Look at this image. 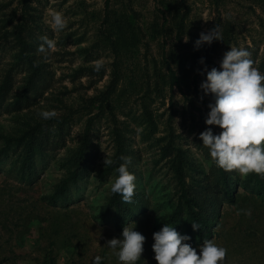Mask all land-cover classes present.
Returning a JSON list of instances; mask_svg holds the SVG:
<instances>
[{"label":"rangeland","instance_id":"1","mask_svg":"<svg viewBox=\"0 0 264 264\" xmlns=\"http://www.w3.org/2000/svg\"><path fill=\"white\" fill-rule=\"evenodd\" d=\"M19 1L15 0V4ZM105 1L30 0L38 14L36 26L55 42V48L44 61L48 64L46 82L37 84L36 93H27L33 97L31 106L20 113H2L0 134L11 136L19 129H26L30 122L47 121L40 115L46 110H54L56 117H65L63 121L67 130L63 135L57 132L55 136L59 122L53 126L47 145L50 155L38 163L40 176L33 185L24 186L18 182L16 173L6 172L11 165L9 160L2 164L5 172L0 174V264H43L47 256L51 261L48 264H94L96 257H100L104 264H119L106 244L121 238L123 232L116 228L113 212L106 210V197L118 179L117 173L105 164V159L112 161L115 153L116 125L125 134L127 153L124 159L131 162L128 172L133 176L137 174L134 183L135 189L140 191V201L133 197L132 204L149 205L144 209L148 217H140L130 226L146 236L145 251L137 264H158L152 249L153 233L166 224L162 220L167 219L168 212L174 209L180 196L178 151H185L186 181L193 188L206 186L211 189L218 181V167L200 138V133L208 127L217 134L221 131L219 126L205 123L210 111L208 105L214 101L200 87L206 79L203 70L205 67L208 70L218 68L224 53L231 47H237L247 49L253 66L264 73V0L173 1V4H179L180 15L187 12L181 33L185 51L195 47L201 32L215 26L223 38L213 41L208 57L205 52L211 45L205 43L199 49L195 47L204 63L200 59L197 65L192 63L191 57L185 58V65L191 64L194 68L183 80V89L170 86L163 61L165 53L181 48L177 24L167 30L166 37L161 33L163 19L160 7H165L156 0H112L114 8L132 15L140 28L141 40L129 50H133L131 56L123 57L117 95L122 107L117 111V121L111 117L108 119L107 115L98 116V105L92 107L90 114L85 100L107 88L116 60L112 49L104 48L100 43ZM54 13L65 18L63 30L53 28ZM6 51L2 54L1 67L15 63L12 53ZM38 54L44 53L38 51ZM97 63L103 65L99 71L95 70ZM19 67L15 64L12 71L14 81L10 97L25 92L26 71ZM77 70L82 72L77 73ZM2 76L4 72L0 70V78ZM92 116L98 117L94 120L93 146L82 177L72 186L69 201L48 205V201L41 197L52 192L53 185L62 174V164L80 143L87 120ZM3 145L0 142V148ZM229 173L247 176L237 171ZM237 190L244 192L241 187ZM67 208L74 210L71 214L72 228L76 235L73 237L65 232L56 234V224L52 223V218L58 216L56 211L64 212ZM256 211L257 215L264 216V204ZM100 218L105 221L100 223ZM260 258L261 255H254L249 261L242 259L241 255H234L225 264H264V256Z\"/></svg>","mask_w":264,"mask_h":264},{"label":"trees","instance_id":"2","mask_svg":"<svg viewBox=\"0 0 264 264\" xmlns=\"http://www.w3.org/2000/svg\"><path fill=\"white\" fill-rule=\"evenodd\" d=\"M165 9L160 7L163 22L161 33L166 37V32L171 26L177 24V38L180 40V49L175 52L171 49L170 54H164L163 61L166 64L168 83L183 89V80L188 76L193 65L186 66L185 58L191 57L192 63L199 65L201 59L200 52L191 46V51L184 49L181 33L187 17V12L179 14V4H173L176 0H156ZM104 17L100 25V43L105 48H111L116 60L113 64L112 79L107 88L100 94L88 98L85 107L92 113V107L98 105L100 114L107 115L113 121H117V111L122 104L118 95V84L121 78V70L124 56H131L130 49L136 47L140 42V28L135 24L131 14L125 11L120 12L112 5V0L105 1ZM38 14L30 0H20L15 4V0H0V64L2 62L3 51L11 52L13 65L1 67L4 76L0 78V115L2 113L15 114L28 109L33 102V97L28 92L36 93L37 84L45 83L48 76L45 54H38V48L42 44L41 37H44L43 30H40L37 23ZM180 18V20H179ZM216 27V26H215ZM37 30H36V29ZM39 29V30H38ZM165 45L167 44L166 41ZM166 52V51H165ZM212 44L208 48L206 56L211 55ZM20 66L26 71L25 92L18 96L10 97L13 86L12 71ZM264 64V60L263 63ZM19 67V68H20ZM191 67V68H189ZM18 68V69H19ZM82 71L77 70V73ZM163 77V76H162ZM85 109L84 106L82 108ZM148 117L150 114L145 110ZM90 117L87 120L86 128L81 135V141L76 148L71 150L69 158L62 164V174L53 185L52 192L41 197L48 201V205H58L60 201H69L72 186L76 185L87 164L88 153L93 146L91 143L94 120L98 117ZM65 117H56L52 120L30 122L26 124V129H19L12 135L0 134V142L4 145L0 148V174L5 172L3 162L9 160L10 166L6 169L8 174L16 173L18 182L25 185H33L40 176V161H45L50 152L47 150L53 126L59 122L55 130V136L63 135L67 130ZM150 121V118H148ZM115 153L112 164L108 165L109 170L117 173V169L122 166L121 159L126 156L125 134L119 125L115 126ZM59 130V131H58ZM18 134V136H14ZM184 150H179V162L177 165L178 181L181 188L175 207L168 212L167 219L163 223L175 226L181 234L191 237L190 243L199 250L204 240L212 239L220 246H226V262L233 259L234 255H241L242 259L251 260L253 256L262 259L264 256V216L257 215L256 208L264 204V175L249 173L245 177L235 176L228 171L218 167V181L211 189L206 186H196L193 188L186 181L184 171L185 158ZM2 165V166H1ZM128 170V169H127ZM134 176H137L135 174ZM23 187V186H22ZM241 187L244 192H239ZM2 192L0 191V195ZM140 191H134V198L138 202ZM147 204L125 205L121 203V198L112 193L106 197V210L113 212L116 221V228L123 231L125 227H130L133 222L141 218H147L145 207ZM251 210V215H246V211ZM137 211V213H135ZM72 212L68 208L64 212L56 211L58 216L52 218V223L56 224L55 233H66L69 237L76 235L72 226ZM137 214V215H135ZM104 218L99 222L103 223ZM192 223L200 225L194 230ZM139 224H141L139 222ZM184 224V226L182 225ZM64 225V226H63ZM68 229H65L67 228ZM183 228V231H182ZM66 230V231H64ZM238 261H241L237 258ZM51 262V261H50ZM49 258L43 264H48ZM103 262V261H102ZM104 264V262H103Z\"/></svg>","mask_w":264,"mask_h":264},{"label":"clouds","instance_id":"3","mask_svg":"<svg viewBox=\"0 0 264 264\" xmlns=\"http://www.w3.org/2000/svg\"><path fill=\"white\" fill-rule=\"evenodd\" d=\"M53 28L57 31L66 27L65 18L60 13L52 16ZM40 53L49 55L55 48V42L47 36L41 37ZM215 40H223L222 34L215 28L201 32L195 42L199 49L205 43L209 46ZM251 53L245 48L231 47L224 53L220 66L206 67V79L200 87L205 95L213 97L208 107L210 111L205 119L209 126H219L221 131L214 133L212 127L200 133L202 145L217 167L225 171H237L241 175L256 173L264 175V73L253 66ZM201 63H204L202 58ZM103 67L97 63L95 70ZM44 120L56 117V112L42 111ZM130 161L121 159L122 166L117 169L118 179L111 186V193L121 198V203L131 205L134 200L135 177L130 175ZM105 164L112 161L105 159ZM246 215H251L247 210ZM194 230L199 224L192 223ZM152 249L158 264H225L227 249L214 242L204 240L199 252L187 241L191 237L181 234L175 226L165 224L161 230L153 233ZM146 236L136 228L125 227L121 238L107 241V247L117 257L119 264H137L145 251ZM94 264H103L96 257Z\"/></svg>","mask_w":264,"mask_h":264}]
</instances>
